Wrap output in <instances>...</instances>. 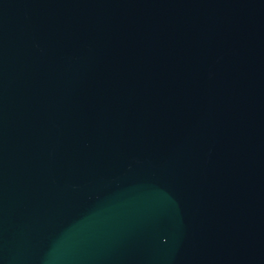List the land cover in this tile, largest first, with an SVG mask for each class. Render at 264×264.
I'll return each instance as SVG.
<instances>
[{"label": "water", "instance_id": "1", "mask_svg": "<svg viewBox=\"0 0 264 264\" xmlns=\"http://www.w3.org/2000/svg\"><path fill=\"white\" fill-rule=\"evenodd\" d=\"M0 264H264V0H0Z\"/></svg>", "mask_w": 264, "mask_h": 264}]
</instances>
